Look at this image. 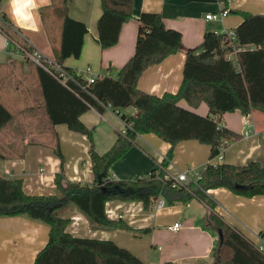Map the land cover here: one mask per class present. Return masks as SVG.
Listing matches in <instances>:
<instances>
[{
  "label": "crops",
  "instance_id": "0c3cea01",
  "mask_svg": "<svg viewBox=\"0 0 264 264\" xmlns=\"http://www.w3.org/2000/svg\"><path fill=\"white\" fill-rule=\"evenodd\" d=\"M60 1V2H59ZM133 19L126 22L117 45L103 50L99 44L98 21L102 15L101 0H67V14L88 28L80 58L69 57L63 66L80 73L86 81L90 77H116L135 53L138 38V18L143 12L159 13L168 28L182 34L181 50L162 63L148 68L138 81V88L150 95H176L183 81V70L188 49L200 45L208 32L226 33L242 22L240 14H264V0H232L230 14L223 19L207 20L208 14L221 10L220 0H134ZM39 4V0H37ZM55 2V3H54ZM59 2V3H58ZM63 0H50L33 10L34 24L18 27L12 20L8 0L1 11L11 21L10 35L0 30V100L13 113L15 120L0 135V145L7 155L0 159V174L6 178H22L24 191L32 195L55 193V176L61 161L52 146L59 140L65 158V173L72 182L92 183L93 172L86 135L75 133L64 125L51 126L44 112V99L39 79V67L16 53L12 43L25 39L31 46L54 59L61 46L63 17L54 7ZM45 13V14H44ZM182 107L206 116L209 108L202 103L194 109L184 100ZM135 108L124 113L135 115ZM254 122L252 133L244 137V122ZM94 129L95 149L99 154L112 148L124 129L121 115L111 108H90L81 117ZM222 125L238 139L224 152V164L242 167L251 161L264 166V111L254 109L245 115L240 110L226 113ZM170 144L155 134L138 136L128 153L110 170L115 180H136L158 168L166 159ZM211 147L198 141H184L177 145L167 171L197 168L202 170L210 160ZM23 154L22 156H19ZM201 168V169H199ZM215 205V213L233 229L250 236L264 233V197L245 198L226 188L206 192ZM111 220L123 219L134 230H149L147 235L135 236L126 230L92 229L89 220L76 208L67 218V231L75 237L110 240L137 256L145 264H213V253L218 235L200 221L212 211L205 201L193 198L187 204L175 202L162 208L145 211L141 202L110 201L106 204ZM180 222L182 229H168ZM48 225L27 216L0 218V264H34L37 254L49 241Z\"/></svg>",
  "mask_w": 264,
  "mask_h": 264
},
{
  "label": "trees",
  "instance_id": "16d2710c",
  "mask_svg": "<svg viewBox=\"0 0 264 264\" xmlns=\"http://www.w3.org/2000/svg\"><path fill=\"white\" fill-rule=\"evenodd\" d=\"M3 1L0 0V30L10 35L12 24L1 11ZM66 2L63 0L53 9L63 17L62 41L55 57L62 66L69 57L80 58L88 33L84 23L68 16ZM220 2L229 8V0ZM101 6L97 27L99 44L106 50L118 44L123 25L133 19L135 1L101 0ZM234 13L243 18L232 30L234 37L208 32L200 45L187 50L183 81L176 95L157 97L138 88V81L148 68L162 63L182 47L181 32L168 28L159 13L140 14L135 53L116 77L103 76L88 84L76 72L64 67L75 78L65 86L39 68L43 109L50 125L64 124L70 131L89 139L93 182L68 179L58 139L52 146L61 161V170L54 180V194H27L22 178H6L0 174V218L24 215L50 228L49 241L37 254L34 264H145L113 241L72 236L67 231L71 223L67 214L76 208L89 220L92 229H120L142 237L149 233L148 229L134 230L123 219L111 220L106 204L110 201L141 202L145 211H151L158 199L173 205L175 202L187 204L193 198L205 201L212 208L200 223L217 235L219 230L223 233V243L219 239L216 242L213 264H264V257L253 249L245 235L214 212L216 205L206 195L208 190L226 188L245 198L264 197V166L260 162L251 161L242 167L213 163L221 153L223 139L230 143L238 139L222 125L223 116L237 110L245 115L254 109L264 111V14ZM11 45L16 47L14 43ZM182 100L194 109L205 103L209 114L202 116L182 107L179 104ZM108 105L129 127L127 134L121 133L111 149L99 154L95 149L94 129L88 128L81 117L90 108L102 110ZM131 107L137 110L135 115L124 113ZM14 120L13 113L0 100V135ZM151 133L171 146L163 163L136 180L113 179L112 166L130 151L138 136ZM184 141L209 145L210 160L197 184L173 189L165 168L177 145ZM6 157L0 145V159Z\"/></svg>",
  "mask_w": 264,
  "mask_h": 264
},
{
  "label": "built area",
  "instance_id": "2783aa9c",
  "mask_svg": "<svg viewBox=\"0 0 264 264\" xmlns=\"http://www.w3.org/2000/svg\"><path fill=\"white\" fill-rule=\"evenodd\" d=\"M231 1L232 0H229V4ZM220 4H221L220 12L217 14H208L206 16L207 20L223 19L224 17L230 14L229 9L224 6V3L220 2ZM219 34H227L229 37H234L233 31H229L226 33H219ZM15 45H16L15 49L17 54L21 55L22 58L26 60H31L32 62H34L39 68L45 70L55 79H57L60 83L67 86L68 81H75L74 76L69 74L65 70L64 66L58 64L54 59L49 58L39 49L31 46L28 42H26L25 39L21 38V41L15 42ZM76 75L82 76L80 73L77 72ZM96 79L97 78L95 77H90L87 79V83L92 84L95 82ZM128 127L129 125L124 121V129L121 132L123 135L127 134ZM253 128H254V122L250 119H246L244 122L243 136L248 137L252 133ZM229 145H230V141L226 138L223 139L221 143V153L215 160H213L214 164L223 163L224 152ZM205 168L206 166L202 168V170H198L197 168L192 167L184 170H178L174 174L169 173L166 169L167 171L166 178L171 180L172 183L171 186L173 189L187 188L190 184H197L200 181ZM164 206H165V201L163 199H158L154 204L155 208H162ZM168 229L173 232H179L182 229V224L180 222L174 223L173 225L169 226ZM235 230L240 234H243L240 230L237 229ZM245 238L247 239L249 244L253 247V249L264 257V233L262 232L254 233V234L252 233L250 236L245 235Z\"/></svg>",
  "mask_w": 264,
  "mask_h": 264
},
{
  "label": "clouds",
  "instance_id": "9594fccd",
  "mask_svg": "<svg viewBox=\"0 0 264 264\" xmlns=\"http://www.w3.org/2000/svg\"><path fill=\"white\" fill-rule=\"evenodd\" d=\"M50 3V0H8L10 16L18 27L34 24L33 10L39 5Z\"/></svg>",
  "mask_w": 264,
  "mask_h": 264
},
{
  "label": "water",
  "instance_id": "95a60500",
  "mask_svg": "<svg viewBox=\"0 0 264 264\" xmlns=\"http://www.w3.org/2000/svg\"><path fill=\"white\" fill-rule=\"evenodd\" d=\"M237 188H243L244 186H236ZM218 239L220 240L221 244L223 243L224 237H223V233L222 230L218 231Z\"/></svg>",
  "mask_w": 264,
  "mask_h": 264
},
{
  "label": "rangeland",
  "instance_id": "374dc122",
  "mask_svg": "<svg viewBox=\"0 0 264 264\" xmlns=\"http://www.w3.org/2000/svg\"><path fill=\"white\" fill-rule=\"evenodd\" d=\"M199 169H201V168H199Z\"/></svg>",
  "mask_w": 264,
  "mask_h": 264
}]
</instances>
